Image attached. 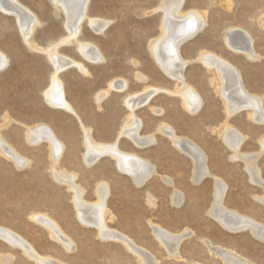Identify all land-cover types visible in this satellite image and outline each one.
<instances>
[{
  "label": "rangeland",
  "instance_id": "obj_1",
  "mask_svg": "<svg viewBox=\"0 0 264 264\" xmlns=\"http://www.w3.org/2000/svg\"><path fill=\"white\" fill-rule=\"evenodd\" d=\"M20 1L41 18L35 37L42 46L66 34L65 15L56 13L53 0ZM162 1H90V15L107 19L110 24L101 33L94 31L85 20L80 37L101 48L105 60L92 63L84 59L75 44L60 48L65 55L84 62L90 71L85 74L77 67H69L60 72L67 97L78 115L47 104L44 92L49 86L53 65L46 53L28 47L15 17L0 9V50L9 56L7 67L0 71V130L22 154L31 158L29 166L18 169L0 152V226L23 235L39 253L71 264H141L138 255L123 242L101 238L96 226L84 224L77 218L72 193L65 184L55 182L50 173L47 143L30 146L25 139L26 125L47 124L64 140L66 147L60 164L77 172V182L86 188V199L93 201L97 198L96 183L108 182L111 188L108 198L112 218L108 221L110 227L130 235L152 253L159 264H224L210 253L204 239L229 246L254 262L264 264V240L253 236L250 230L229 231L208 214L213 201L214 179L206 176L202 181L194 182L191 159L179 152L170 139L157 132V125L165 120L180 133L197 141L207 152L211 172L222 176L228 183L226 205L264 222V204L254 197L263 194V188L251 182L241 160L230 159L229 148L219 134L212 131L225 119L224 104L209 82L210 74L196 61L201 49L217 52L241 69L250 92L264 96V27L260 25V20L264 21V0H185V11L198 9L207 12L203 30L180 46L181 55L190 59L185 69L186 79L199 90L204 104L197 115L191 116L184 110L178 96L160 92L151 103L165 108L162 116L153 114L148 105L137 110L144 121L142 132H154L157 142L139 149L130 139L122 137L120 140L124 149L149 157L157 165V174L138 186L129 175L118 170L115 161L108 156L94 165L85 166L82 123L93 129L97 140L115 139L127 115L123 101L125 95L141 91L146 86L135 76L137 72L149 76L148 84L169 90L176 85L156 63L149 49V43L161 34L162 11L159 6ZM233 27L252 33L261 55L259 59L251 61L226 45L224 34ZM115 78L129 80L128 92L113 89L108 97L98 102L99 91ZM231 122L248 136L242 150L260 151L258 139L264 135V124L249 120L245 111L233 115ZM258 165L264 177V154L259 157ZM163 176L171 177L174 185L164 181ZM175 188L185 196L180 206L172 203L171 194ZM149 194L152 195L150 198L147 197ZM150 200L152 206L148 205ZM32 212H46L53 216L73 238L76 248L68 251L54 241L46 227L31 219ZM150 223L175 234L187 228L194 231L181 243L180 260L169 257L166 246L163 247L155 237ZM20 250L0 239V264H6L1 256L7 253L14 255L10 264H37Z\"/></svg>",
  "mask_w": 264,
  "mask_h": 264
},
{
  "label": "bare ground",
  "instance_id": "obj_2",
  "mask_svg": "<svg viewBox=\"0 0 264 264\" xmlns=\"http://www.w3.org/2000/svg\"><path fill=\"white\" fill-rule=\"evenodd\" d=\"M53 1L56 13L63 12L65 15L66 34L59 40L49 42L46 46L38 43L35 37L36 29L42 23L41 18L36 12L32 11L20 0H0V9L6 14L15 17L19 31L28 47L32 50L46 53L53 65L50 83L44 92L47 104L77 114L72 102L67 97L60 72L69 67H77V69L85 74L90 73V71L84 62L65 55L60 48L63 45L75 44L84 59L92 63L104 61L105 55L101 48L97 47L95 43L80 37L82 32L81 26L85 20H88L89 25L94 31L102 33L108 27L110 21L94 18L90 15L89 4L91 0ZM184 2L185 0H163L161 2L159 6L160 11H162L160 22L161 34L149 43L150 52L156 63L168 77H171L175 81L176 85L174 89L169 90L168 88L165 89V87L161 88L153 84H148L149 76L143 72H137L135 76L138 80L143 81L146 86L141 91L129 92L125 95L123 101L127 108V115L115 139L111 141L97 140L92 133L93 129L81 122L85 148L83 153V160L86 163L85 166L94 165L101 158L103 159V157L108 156L115 161V166L118 170L129 175L136 185L142 186L153 175L158 173L157 165L149 157L136 151L126 150L120 145L122 137L130 139L139 149L149 147L157 142V136L154 132H142L144 121L139 116L137 110L148 105L153 114L162 116L165 113V108L152 104L151 100L158 93L165 92L172 96H178L184 110L189 115L193 116L199 113L204 104V99L199 90L186 79L185 69L190 64V61H187L190 59L186 60L181 55L180 46L182 42L194 37L198 32L203 30L207 23V12L198 9L185 11L183 9ZM260 25L264 27V21L260 20ZM224 35L226 45L232 50L237 53H243L251 61L260 58L261 55L257 52L254 37L251 32L242 28L233 27ZM196 61L210 74L209 82L214 87L215 93L222 99V104H224L225 119L220 126L213 127L212 131L218 133L223 143L229 148L230 159L232 161L241 160L244 163L245 170L248 172L251 182L260 185L264 191V177L258 165L259 157L264 154V135H260L261 137L259 139L257 138L260 143V151L245 152L242 150V145L248 136L231 122L233 115L245 111L249 120L257 124H264V96L250 92L245 84L241 69L217 52L205 48L201 49ZM8 63L9 56L0 50V71L6 68ZM128 87V79H112L105 89L99 91L97 100L100 102L106 96L108 97V94L113 89L116 90L115 92L125 93L126 90L128 92ZM99 106H101V103ZM5 118L7 119L8 116H5ZM157 126L158 133L170 139L179 152L184 153L191 159L193 164L192 179L194 182H200L206 176H212L214 179L213 201L208 214L229 231L250 230L253 236L264 240V222L226 205L225 196L228 183L222 176L211 172L207 152L198 142L190 136L180 133L173 124L165 120H161ZM25 127V139L30 146L38 145L42 142L47 143L49 159H51L50 173L55 182L60 183L59 185L65 184L67 186L66 188L72 193V201L75 206L74 208H76L77 218L84 224L96 226L98 236L101 238L115 239L123 242L131 252L133 251L135 255H138L141 264H159V260L130 238V235L127 236L128 234L125 235L119 230L110 227L108 222L112 219L110 216L111 209L108 205V198L111 193L110 184L103 180L96 183L97 198L93 201L86 199V188L77 182V172L66 169L60 164V160L65 153L66 145L53 127L47 124L26 125ZM9 140H7V137L5 138V135L0 130L1 154L12 161L15 168L23 169L29 166L31 164V158L22 154L14 143H11L13 141L10 142ZM169 176H163L165 180L163 178L161 179L174 185L172 178ZM151 196L149 194L147 197L150 198ZM171 196L172 203L176 204V206H180L185 199L182 191L176 188ZM254 197L259 203L264 204V192ZM151 200L148 205L153 203ZM31 219L46 227L54 241L60 243L66 250L73 251L76 248L73 238L63 229L60 222L49 213L32 212ZM155 224L152 223L150 225V227L152 226L155 237L159 239L162 246L164 245L163 247L166 246L169 257L180 260L182 258L180 253L181 243L185 238L190 237L194 231L187 228L175 234ZM0 239L11 247L21 249L25 256L37 264H71L54 256L39 253L33 244L31 245L23 235L8 227L0 226ZM204 242L205 245L207 244V249H209L210 253L220 259L224 264H258L243 254L241 255L238 251L229 248V246L225 247L224 245L214 244L207 239H204ZM13 259L14 255L11 253L1 256V260L6 264L13 261ZM191 264L204 263L194 262Z\"/></svg>",
  "mask_w": 264,
  "mask_h": 264
}]
</instances>
